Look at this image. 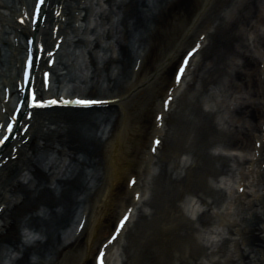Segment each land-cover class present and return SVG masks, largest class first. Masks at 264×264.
Masks as SVG:
<instances>
[{
  "label": "bare ground",
  "instance_id": "bare-ground-1",
  "mask_svg": "<svg viewBox=\"0 0 264 264\" xmlns=\"http://www.w3.org/2000/svg\"><path fill=\"white\" fill-rule=\"evenodd\" d=\"M28 1L18 0L17 2L21 6H27L29 5ZM89 1L91 2L90 5L81 6L82 4L80 3L77 7H73L71 4L72 0H50L53 10L62 6L64 12L57 18L52 10L48 11L44 21L45 24L37 30L35 39L36 42L40 40L46 50H50V46L52 47L54 43L52 25H56L55 19L60 20L65 17L67 21L65 25L68 27L64 26L63 29L59 30V34L63 33L64 35L67 33L65 29L70 27L72 30L71 26L73 24L75 26L78 22H87L88 26L82 29L84 35L80 41H76L81 47L83 45L84 48L80 54L75 55L74 59H72L76 60L73 64L79 66L78 69L82 79L78 83L81 86H75V88L70 90L72 95L78 93L84 97L90 95L92 98L110 99L111 103L105 108H98L92 111L58 108L37 111L36 122L39 121L34 123L31 128H28V133L30 135L32 133L31 130L38 133L39 142L35 146L30 143L23 146L20 153L27 152L28 157L24 159L25 162L23 161L19 167L14 168L12 164L14 162L12 161L6 166H2L0 181L3 180L5 183L3 189L8 190L11 197L6 206H4V211L0 216V255L4 254L3 257L8 258L11 264H87L102 246V240H104L103 242L107 241L111 235L112 229L109 224L105 223V217H121L129 206L134 211L136 205L139 204L134 198V190L137 189L138 191L141 189L137 183V178L135 187H129L128 182L134 177L131 167L137 166L141 161L142 156L139 157L137 152L141 148L144 150L146 147H151V143L146 145L144 140L141 141L142 113L151 103L148 101L144 102L146 98H143L144 94L149 91L152 82L156 78L160 80L159 76L163 74L168 78L167 73L174 61L179 59L181 49L188 45L190 41H193V39L189 41V29L194 21H198V16L204 15L207 6L212 4L210 11L213 10L212 13L215 14L217 8L219 9V7L225 5V0H187L186 2L185 0ZM180 1L183 3H180ZM101 3L110 4L112 9L105 16L111 22V30L107 36L111 42L105 48L106 56L105 60H103V68L106 69V74L101 80V85H99L100 81L98 80L94 84L86 86L89 79V69L86 63H84V67L79 65L78 57L85 58L86 54H89L85 50L91 43L86 46V40L83 37L86 35L91 37V35L95 34V27L90 28L89 25L94 20L96 21L95 18L98 16L96 8L100 7ZM2 4L3 1L0 2L1 6ZM215 15L219 19V22L217 21L219 23L217 31L221 34L222 40H219V42L215 41L216 44L210 37L212 33L208 32V36L206 35L202 42L204 46L191 60L203 63L202 70L204 74L201 76L198 74L192 75V73H188L190 71L188 69L181 83L185 84L186 89L189 90L188 86L197 81V78L206 84L209 82L217 83V80H219L221 81L220 83L218 82L220 87L230 93L241 95L236 98L240 101L233 106L232 103L230 109H228L232 116L228 122L227 129L221 128L219 131V128L214 126L218 131L213 133L209 129L211 125L213 126L211 121L206 117L199 121V129L203 131L200 135H203V138L200 139L203 143L202 145L200 144L201 147L195 150V155L199 159H192L193 162L189 163V165L187 164L186 168L182 167L181 171L184 176L180 175L178 178L185 179L192 170L196 171L198 167L202 168L203 173L208 170L209 175L214 179L225 172L227 167L226 156L229 158V155L224 156L221 152L218 156L212 154L209 148L216 144L214 142L219 143L223 151L235 150L239 153L241 152V155H245V152L248 151L252 153L256 149L255 142L260 141V157H262V164H264V138H261L264 130L261 128L262 125L264 126V108L260 106L259 102L256 103L264 95V82L259 79L258 75L260 65L264 62V53L255 54L253 50L249 49L248 45H245L244 37L242 38L243 34L239 27V23H243L244 29L258 33V27H264V10L259 0H241L236 5L233 13L227 18L218 16L220 14L217 13ZM92 18H94L93 21L91 20ZM204 22L206 21L204 20L200 23V31L205 27ZM114 23L115 26H112ZM167 23L178 28L176 33L173 32L175 36L170 42V47L161 53L160 58L152 62V68L147 70L141 79L136 78L133 82H128V85L123 84L121 86V78L117 77V73L122 76V79L123 76L130 78L128 68L132 67L131 65L136 59L137 61L141 60L139 63L140 69L136 73L140 74V71L145 67L147 58V56H142L143 51H146L148 55L149 43L155 44L160 31L166 30ZM170 25L168 26L170 27ZM14 28L20 30L22 33L20 38L22 39H25L31 32L30 23L26 26L24 24L23 26H18L15 23ZM76 29L78 30V28H73V31H76ZM194 34L197 35V33ZM201 34H203V31L199 32V36ZM256 38L258 39L259 48L264 50V33L257 34ZM68 42L67 47L74 43V41L71 43V40ZM4 44L9 45L10 54L8 56V64L3 74L0 75V79L4 78L3 83L8 82V85H6L13 90L17 84L15 71L19 63V57L23 52L21 46L15 42L9 41L8 43L7 40ZM95 46H98V41H95ZM206 46L211 47V51L214 47L216 49L219 47V49L215 54L205 56L204 54L207 51L205 53L203 51L207 48ZM105 49L103 50L102 48V51H105ZM102 51L99 50L98 54L100 55ZM222 53H225V56L217 58L218 54L221 55ZM202 55L204 56L203 59ZM89 57L92 67L98 65L97 58L102 60L100 56H95L94 53H91ZM223 58L226 60L234 58L233 60L237 62L223 60L224 66L221 67L220 64L217 66L220 59ZM68 67L67 64H64L63 68L68 69ZM98 70L101 69L98 68ZM214 76L217 77L214 79ZM56 77H61V75L57 74ZM167 78L161 84L159 82L161 85V87L159 85L161 90L160 98L164 94L167 97V91H171L175 87L173 82L168 83ZM154 85L158 88L156 83ZM58 89L61 90V88ZM163 100L159 99L161 104L159 108L162 106V109ZM152 101L155 103V96ZM174 101H172L171 109L175 107ZM2 108H8L11 111V104H4ZM105 110H111V112ZM161 111L162 113L157 112L156 114H163L161 120L163 126L159 127L154 122L155 125L151 127L149 132H146L145 140L147 135L151 136L152 129L154 134L152 138H154L156 135H161V132L164 131L163 128L167 126L166 121L167 118L171 117L170 113ZM93 112L97 116L92 114ZM2 117L0 115V120L4 118ZM136 117L137 119H135ZM132 119H135V121L133 122ZM171 122L172 124L175 122L174 118H171ZM176 122L178 121L176 120ZM214 135L215 141L210 138ZM149 140L150 138H147L148 143ZM18 143L17 141L13 142L15 145ZM7 149L4 150V157L11 156L10 149L6 151ZM38 151L59 153L63 158V161L57 166L59 171L51 172L50 170L54 168L53 165L49 167V171L42 168L40 160L35 159ZM158 153L157 158L161 151L159 150ZM182 154L183 152L176 151L175 156L179 158ZM155 157H152L151 154L149 156L152 161ZM244 158V163L251 162V158L248 156H244ZM67 162L69 164H66ZM187 162H190V160ZM70 163L71 165H76L74 170L70 167ZM199 164L202 165L199 166ZM206 175L208 174H204V176ZM238 176L239 174L232 177L233 180L235 178L236 183L240 180ZM81 177L85 178L86 183L81 180ZM195 177L194 174L190 177V180L195 179ZM199 180L200 177L197 182L192 180L195 186L200 185L197 188V194H193L195 195V203L189 204V202L182 200L181 197L183 195L176 202L170 200L171 198L167 199L171 203L169 210H166L165 216H162L158 227L160 243H156L155 247L152 244L144 245L143 243L139 245L138 250L141 253H143L142 249L147 246H152L150 250L153 247L154 249L156 248V252L153 249L152 252H155L158 259L157 264H206L201 256L206 254L208 248L202 242H198L200 238L199 231L206 229V226L208 227V223L212 219L209 218V215L214 213L218 203L217 199H215L216 190L213 189L208 178L206 183L203 181L200 183ZM221 180L222 178L220 177L219 181ZM138 181H140V178ZM122 183L124 184L123 190L119 185H123ZM191 186V183H189V187ZM258 186H263L260 194L257 190ZM263 190L264 174L256 179V185L250 184L246 186V192L243 194L235 193V198L242 199L245 202L248 200L249 204L256 206L254 214L239 220L240 222L238 224L235 223L236 225H231H235L240 229L239 234L242 235L241 244L244 246L239 254V262H234L235 264H264ZM141 193L140 201L144 200L147 195L143 190H141ZM80 195H83L84 198L78 200ZM253 195L256 196V199H253ZM2 197L3 192L0 193V201H2ZM125 200H127L128 206L125 205ZM82 206L83 209L80 215L86 218L85 227L80 237L71 244L69 243L71 237L68 236L67 239H63L62 235L72 228L76 211ZM184 212L187 214L190 212V215L198 214V222L196 224H198L199 230L191 220H184L186 219ZM21 224L22 228L29 232L30 242H26L23 239L24 236L20 234L18 227ZM128 224L125 228L128 227ZM181 230H185L186 234L187 230L191 231L192 234L185 236L183 235L185 231L180 233L188 241L185 242V247L181 249V252L175 255V252L180 251L176 250L175 246L177 247V245L181 244L180 239L182 237L180 239L177 237L179 240H172L169 236L172 232H180ZM196 235L199 237H195ZM124 238H126V235H124ZM112 248H114L113 245L108 247L106 260ZM126 249L128 248L126 247ZM159 250L160 255H157ZM127 252L130 253L129 251ZM34 256L36 259L32 261ZM125 257L123 264H131L129 257L127 255ZM148 259L142 258L138 264H153ZM232 260L230 259V261ZM211 264H219V262L213 261Z\"/></svg>",
  "mask_w": 264,
  "mask_h": 264
},
{
  "label": "rangeland",
  "instance_id": "rangeland-1",
  "mask_svg": "<svg viewBox=\"0 0 264 264\" xmlns=\"http://www.w3.org/2000/svg\"><path fill=\"white\" fill-rule=\"evenodd\" d=\"M186 1L187 0H185V2ZM259 1L261 2V5L264 10V0H259ZM181 2L182 1H180V3ZM225 3H226L225 4L226 6L223 8L222 11L220 10L221 11L220 13L223 17L229 16L232 13L234 7L236 6V4L234 2H231L230 0H225ZM217 12H218V9L216 13ZM215 14H211L208 19L210 20L217 19ZM3 19L8 20L9 17H5V18L3 17ZM105 22H107L106 19L104 21L101 20L100 29L105 30V28H103L107 26ZM168 25H167L166 30L160 31L155 44H152V42H150L149 46H150L151 52L149 53L148 61L145 64V69L143 70V73L146 72V70L151 69L153 66L152 62L160 58L161 53L170 47V42L171 40H173L175 36L173 32L176 33L178 28L172 25H170L169 27ZM239 27H240L241 33L243 34L242 38L244 37L243 41L245 42V45H248L249 49L253 50L255 54L264 53V50H262L258 46V39L256 38L257 33L249 29L247 30L244 29V25L242 23H239ZM104 30H102V33H104V35H102L101 41H100L101 47H103L102 45H105L108 42L107 30L105 32ZM257 31L260 34H263L264 27H259V30ZM4 33H2L3 38L6 37ZM211 37H212V41L214 42L215 41L219 42V40H222L221 34L218 33L217 30L216 31L214 30ZM210 48L211 47L207 46V48H205V51H203V53L207 51L204 54L205 56L213 55L219 49V47L217 49L214 47L213 50L211 51ZM219 56L224 57L225 53H222L221 55L218 54L217 58H219ZM203 57L204 56L202 55V59ZM233 59L234 58H229L228 60L224 58L220 59V62L218 61L219 63L217 64V66H219L220 64V66L223 67L224 66L223 60L227 62H231ZM0 60H2V55H0ZM90 61L91 59L89 58L88 59L89 65H90ZM234 61L235 60H233V62ZM63 62H68V61L63 59L62 63ZM70 64H72V61L70 62ZM175 65L176 64H173L171 66V69L168 71L167 73L168 78L166 77L165 74H163L162 76H159L160 80L156 78L158 81L155 79L152 82V86H150L149 91L146 93V98L144 101L151 102L152 104L153 102L152 99L154 98V96H155V100L159 98L160 96L159 85L166 78L168 79V82H170V80L172 79V75H173L172 72H173V69L175 68ZM202 65L203 63L201 61L200 62L198 61V63L191 70L192 75L193 74H198L200 76L203 75L204 72L202 70ZM260 69L262 70V72L259 75V79H261V81L264 82V69H262V66L260 67ZM196 70H198V72H196ZM128 72L129 73L131 72V67L128 68ZM90 74L91 75L93 74V69L90 71ZM98 74L102 78L103 75L106 74L105 69L103 68V70H100ZM80 76H81V73L79 72V70L75 69L74 65L72 64L70 67V74L66 78L70 79V78L75 77V78L80 79ZM117 77L121 78L120 80L122 84L121 86H123V84L126 85L131 79V76L130 78H128L127 76L126 77L123 76V79L121 75L120 76L118 75ZM216 77L217 76H214V79ZM217 81L219 83L221 82L219 80ZM218 82L217 83L209 82L208 84H206V83L201 82L200 79L197 78V81H195L190 86H188L189 90H187L186 88L182 90V94L177 99L176 101L177 108L175 110V114L173 112L176 119L173 124L171 122V118L170 119L168 118L167 120V128L169 129L167 130L166 132L167 134L163 140L164 144H163V149L161 151V155L158 161L159 163L158 167L156 171L151 172L152 174H150L148 178L145 180V183L147 184L149 188V192H150L149 196L151 197L149 198V200L147 199L144 204L146 207L150 208L151 211L155 214L153 215L154 217L150 216V217H147L148 218L147 219L145 216H143V213L140 212V214H138L139 216H137L136 219L134 220V225L131 229V233L122 242L123 246H120L118 249V251L121 252V256L124 259V261H125L124 256L127 255L129 257L131 264L133 263L138 264L142 258L144 259L149 258L148 261L150 263L153 262V264H157L158 259L155 255L156 248L154 249L156 243L157 244L160 243L159 241L160 231H158V227L160 224L157 221V218H159L163 210H165L164 207L168 206L167 199L169 196L172 197V195L175 194L174 197H177L180 191L181 193L183 192L184 187L186 189H189L190 191L192 190L191 192H193V194H197L198 192L197 188L200 187V185L195 186V183L192 180L197 182V179L200 177V180H199L200 183H202V181L206 183V179L208 178V181H210L213 189L216 190L215 199H217V203H218L216 209H214L215 213L212 215L211 214L209 215V218H212V219L208 223V227L206 226L207 227V229L205 230L206 234L204 233L205 231L199 234L200 238L198 242H202L204 246L208 248V250L206 251V254L201 256V258L203 262H205L206 264H211L213 261H216V263L219 262V264H235L234 262L236 263L239 262L238 261L239 254L241 253V250L242 248H244V246L243 244H241L242 235L239 234L240 229L235 226L236 225L235 223L238 224V222H240L239 220H242L244 217H248L249 215L254 214L256 210L255 209L256 206L254 207L252 206V204H249L248 200L245 202L242 199L235 198L234 195L237 191V188H236L237 184L236 185L234 184L233 189L225 188L224 185H216L215 184L216 179H214L211 175H209L208 170L203 173V170L200 167L196 168V171L191 172L190 175L187 176V180H186L187 183H185L186 182L185 180L178 178L177 172L179 171L176 168V163L173 162L175 151L178 149L182 151H188L190 156L197 158V156L195 155V150L201 147L200 145H198V142L201 145L203 143V141L200 140L203 138V135L200 136L201 132L203 131L199 129L198 123L199 121L203 120V118L206 117L209 121H211L213 126L211 125L209 129L213 133L215 131L217 133V131L218 130L220 131L221 128L226 129L228 127V122L231 120V116H232L231 112L228 109H230L232 103H233L232 104L233 106L235 103L240 101L236 98H238V96H241V95H238V94L236 95V93H233V92L230 93L229 91H226L223 87H220V84H218ZM155 83L158 88H156V86L154 85ZM71 84L73 85V83ZM258 102H260L259 103L260 106L264 108V95L262 96V99L260 100L258 99L256 101V103ZM152 109L147 108L142 113L141 120L143 124V127H142L143 133H141L142 134L141 139L143 140L145 139L146 131L147 132L149 131V127H150L149 123L152 117L151 113L153 111ZM263 113H264V109H263ZM135 119H137V117ZM135 119H132V121L134 122ZM176 120L178 122H176ZM214 126L219 129L218 130L215 129ZM214 137L215 135L211 136L210 138L213 141H215ZM196 142H197V145H196ZM209 150L212 154L214 155L216 154L217 156L220 155V152L224 154V156L229 155V158L228 156H226L227 158V167L225 168L226 170L221 175H224V174L225 176L227 175L226 178H229L228 182L230 184L236 183L235 178L233 180L232 177L238 174H239L238 177H240L239 178L240 180L247 181L246 183L253 184L252 182H254V179H255V172L259 168L260 164L258 162L244 163L245 161L244 156L249 157L250 155L249 151L245 152V155L243 154L241 155L240 154L241 152L239 153L238 151H235V150L234 151H229V150L223 151V149H221V147L218 144H214L213 146L209 148ZM140 151L138 152V154L140 153ZM38 157L44 159L43 163L45 165L46 164L57 165L61 161L59 154L52 153L50 151L39 153ZM201 165L202 164H199V166ZM131 169L133 171L134 167ZM206 173L208 175L204 176V174ZM194 174L196 176L195 179L190 180V177H192ZM189 183H191L192 185L191 187H189ZM119 185L121 186L120 188L123 189L124 185H121V184ZM259 190H261L260 187H259ZM187 219L189 220L188 217H186V219L184 220H187ZM228 222L230 223V225H228ZM105 223H108L112 226L111 218L106 216ZM231 224H235L234 225L235 227L231 226ZM196 226L198 225L196 224ZM184 231L181 230L180 232L179 231L172 232L169 237L172 238V240H175V239L179 240L182 237L180 233H184ZM191 234H192L191 231L187 230V234L185 231V234L183 235L187 236ZM199 236L196 235L195 237H199ZM177 237H179V239H177ZM187 241L186 239H184V236L180 239L181 244L177 245V247L175 246L176 250L178 251L180 250L179 252H177V255L181 252V249L185 247V244H186L185 242ZM143 243L144 245L152 244L154 246L152 249L155 252L154 251L152 252V249L150 250V247L152 246H147L144 249H142L144 254L141 253V251L138 250V247L139 245ZM126 247L128 249L125 250ZM127 251H129L130 253H128ZM157 255H160V250L157 253ZM133 259H135V261H133ZM230 259H233V260L230 261ZM87 264H91V260L88 261Z\"/></svg>",
  "mask_w": 264,
  "mask_h": 264
},
{
  "label": "snow or ice",
  "instance_id": "snow-or-ice-1",
  "mask_svg": "<svg viewBox=\"0 0 264 264\" xmlns=\"http://www.w3.org/2000/svg\"><path fill=\"white\" fill-rule=\"evenodd\" d=\"M40 2L43 3V0H40ZM180 73H181V76H182L183 73H184V68H181ZM31 96H32V105L34 107L45 106L46 104L49 103L48 101H45L43 99H40L38 97L37 92H36V90L34 88L31 89ZM52 102L55 103V101H52ZM79 103H82V104H92V103H100V101L81 100V101H79ZM157 143H159V141H157ZM121 226H123V225H121ZM117 235H118V233H117ZM113 239H115V237H113ZM100 264H104L103 256H101Z\"/></svg>",
  "mask_w": 264,
  "mask_h": 264
}]
</instances>
